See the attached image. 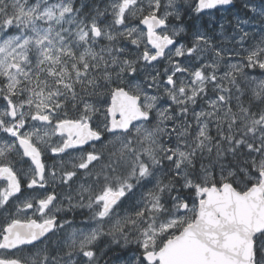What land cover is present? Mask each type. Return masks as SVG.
I'll return each mask as SVG.
<instances>
[{"label": "snow or ice", "instance_id": "6c2138e0", "mask_svg": "<svg viewBox=\"0 0 264 264\" xmlns=\"http://www.w3.org/2000/svg\"><path fill=\"white\" fill-rule=\"evenodd\" d=\"M0 264H264V0H0Z\"/></svg>", "mask_w": 264, "mask_h": 264}]
</instances>
